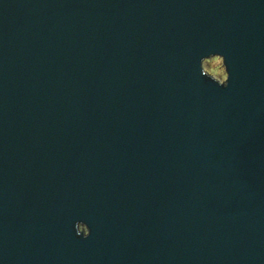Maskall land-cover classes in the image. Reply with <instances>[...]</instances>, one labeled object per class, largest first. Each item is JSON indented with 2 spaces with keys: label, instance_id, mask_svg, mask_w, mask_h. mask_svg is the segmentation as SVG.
I'll list each match as a JSON object with an SVG mask.
<instances>
[{
  "label": "water",
  "instance_id": "1",
  "mask_svg": "<svg viewBox=\"0 0 264 264\" xmlns=\"http://www.w3.org/2000/svg\"><path fill=\"white\" fill-rule=\"evenodd\" d=\"M0 264H264V0H0Z\"/></svg>",
  "mask_w": 264,
  "mask_h": 264
},
{
  "label": "rangeland",
  "instance_id": "2",
  "mask_svg": "<svg viewBox=\"0 0 264 264\" xmlns=\"http://www.w3.org/2000/svg\"><path fill=\"white\" fill-rule=\"evenodd\" d=\"M202 67L204 72H206L218 82L224 81L225 72L222 66L221 59L219 57H212L210 59L204 60L202 63Z\"/></svg>",
  "mask_w": 264,
  "mask_h": 264
},
{
  "label": "clouds",
  "instance_id": "3",
  "mask_svg": "<svg viewBox=\"0 0 264 264\" xmlns=\"http://www.w3.org/2000/svg\"><path fill=\"white\" fill-rule=\"evenodd\" d=\"M218 62V61H217Z\"/></svg>",
  "mask_w": 264,
  "mask_h": 264
}]
</instances>
